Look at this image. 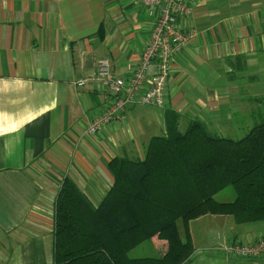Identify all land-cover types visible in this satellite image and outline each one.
<instances>
[{
	"label": "crops",
	"instance_id": "0c3cea01",
	"mask_svg": "<svg viewBox=\"0 0 264 264\" xmlns=\"http://www.w3.org/2000/svg\"><path fill=\"white\" fill-rule=\"evenodd\" d=\"M189 6L182 24L196 35L174 57L164 106L128 105L124 121L89 134L107 99L91 80L96 61L109 60L115 76L131 73L157 11L138 0H0V264H51L53 207L63 179L100 205L114 184L108 163L143 160L173 115L180 132L197 120L229 138L256 123V100L264 99V0ZM229 218L189 221L193 252L183 264H264V256L244 260L215 249L264 233L238 231L233 221L216 224ZM141 245L157 258L167 248L157 236Z\"/></svg>",
	"mask_w": 264,
	"mask_h": 264
},
{
	"label": "trees",
	"instance_id": "16d2710c",
	"mask_svg": "<svg viewBox=\"0 0 264 264\" xmlns=\"http://www.w3.org/2000/svg\"><path fill=\"white\" fill-rule=\"evenodd\" d=\"M263 102L256 100L258 119L238 140L197 120L180 132L173 115L143 160L108 163L114 184L98 206L65 177L53 207L51 264H183L193 252L189 221L210 214L238 225L264 222ZM227 186L234 200L218 202ZM155 236L166 241L162 258L129 256Z\"/></svg>",
	"mask_w": 264,
	"mask_h": 264
},
{
	"label": "built area",
	"instance_id": "2783aa9c",
	"mask_svg": "<svg viewBox=\"0 0 264 264\" xmlns=\"http://www.w3.org/2000/svg\"><path fill=\"white\" fill-rule=\"evenodd\" d=\"M151 12L157 11L137 67L126 76H115L109 60L96 61L91 80L104 92L102 112L89 122L87 133L95 134L104 126L125 120L128 105L143 104L162 108L165 104V85L174 57L181 53L195 37L192 26L182 22L190 14V0H138ZM152 68H154L152 70ZM82 81L77 85L81 86ZM215 249L223 256L258 260L264 256V233L252 242H219Z\"/></svg>",
	"mask_w": 264,
	"mask_h": 264
},
{
	"label": "rangeland",
	"instance_id": "374dc122",
	"mask_svg": "<svg viewBox=\"0 0 264 264\" xmlns=\"http://www.w3.org/2000/svg\"><path fill=\"white\" fill-rule=\"evenodd\" d=\"M260 121H258L259 123ZM257 123V124H258ZM231 138H233L234 140H238L241 138L240 135H238L237 133H234V135H230ZM214 198L218 201V202H231L234 200L235 198V193L234 190L231 186H227L226 188H224L222 191H220L219 193H217ZM232 218H229V222L227 221H220L216 224H222L223 226H231L232 223H234V221L231 223ZM235 224V223H234ZM236 227H238V231L242 230V229H263L264 228V222H252V223H246V224H235ZM217 228V227H216ZM213 231H215L214 229H212ZM147 244V243H146ZM145 245H140L139 247H137L136 249H134L132 252L129 253V256L132 258H143V257H149V256H155V255H151L150 253H148L145 250ZM153 258V257H152Z\"/></svg>",
	"mask_w": 264,
	"mask_h": 264
}]
</instances>
